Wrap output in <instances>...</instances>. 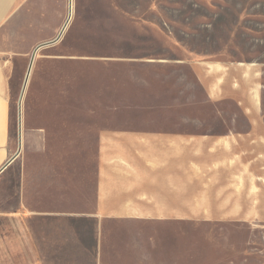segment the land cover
<instances>
[{
    "label": "crops",
    "instance_id": "crops-1",
    "mask_svg": "<svg viewBox=\"0 0 264 264\" xmlns=\"http://www.w3.org/2000/svg\"><path fill=\"white\" fill-rule=\"evenodd\" d=\"M45 6L0 0V264H196L200 226L234 220L201 208L247 190L248 154L263 205L264 122L216 117L243 86L209 59L107 56L93 100L24 104Z\"/></svg>",
    "mask_w": 264,
    "mask_h": 264
},
{
    "label": "rangeland",
    "instance_id": "rangeland-1",
    "mask_svg": "<svg viewBox=\"0 0 264 264\" xmlns=\"http://www.w3.org/2000/svg\"><path fill=\"white\" fill-rule=\"evenodd\" d=\"M69 13L70 0H47V6L40 7L38 43L24 46V53L31 58L37 46L58 38ZM107 56L151 60L195 56L222 62L243 88L232 94L241 98L240 104L232 102L223 113L216 109V117L264 122V0H72V15L61 38L37 53L39 71L30 77L23 103L29 97L60 104L93 100L80 88L93 87L95 74L108 69L97 58ZM27 74L25 69L23 88ZM52 82L61 89L47 94L45 86ZM29 86L34 87L30 93ZM68 113L80 118L86 112L76 107ZM256 161L253 153L248 154L247 190L232 183L223 188L226 196L221 202L226 205L201 208L234 215V220L200 226L196 264H264V170L263 205L256 207V185L260 187Z\"/></svg>",
    "mask_w": 264,
    "mask_h": 264
},
{
    "label": "water",
    "instance_id": "water-1",
    "mask_svg": "<svg viewBox=\"0 0 264 264\" xmlns=\"http://www.w3.org/2000/svg\"><path fill=\"white\" fill-rule=\"evenodd\" d=\"M71 15H72V0H70V16H71ZM63 33H64V31L61 32L60 35L58 36V38H56L55 40L50 41V42H46V43H44V44L39 45V46L34 50V53H33V59L36 57V55H37V53H38V51H39L40 49L45 48V47H48V46H51V45H54L55 43H57V42L59 41V39L61 38V36H62ZM30 71H31V69H30ZM30 71H29V73H28V75H27V79H26V82H25V85H24V91H25V89H26V85H27V83H28V79H29V76H30Z\"/></svg>",
    "mask_w": 264,
    "mask_h": 264
},
{
    "label": "bare ground",
    "instance_id": "bare-ground-1",
    "mask_svg": "<svg viewBox=\"0 0 264 264\" xmlns=\"http://www.w3.org/2000/svg\"><path fill=\"white\" fill-rule=\"evenodd\" d=\"M70 18H71V16H70V13H69V17H68V20H67V22H66V25L64 26V28H63V31H65V29L67 28V26H68V24H69V21H70ZM29 81V80H28ZM26 82V81H25Z\"/></svg>",
    "mask_w": 264,
    "mask_h": 264
}]
</instances>
